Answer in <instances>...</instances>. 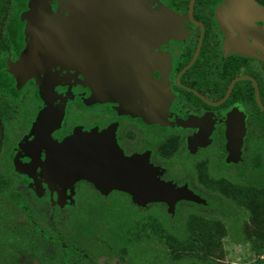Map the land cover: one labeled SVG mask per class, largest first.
Listing matches in <instances>:
<instances>
[{
    "label": "flooded vegetation",
    "instance_id": "af4514ba",
    "mask_svg": "<svg viewBox=\"0 0 264 264\" xmlns=\"http://www.w3.org/2000/svg\"><path fill=\"white\" fill-rule=\"evenodd\" d=\"M31 1L0 0V196L10 200L17 185L42 191L58 229H46L41 214L27 212L35 230L18 232L27 242L12 236L18 246L10 247V264H99L116 254L103 232L96 233L98 241L110 250L71 229L77 219L86 223L73 208L92 205L93 191L101 190L84 180L50 177L46 169L50 150L80 133L108 134L126 157L145 160L158 179L186 187L203 202L176 206L218 207L234 218L242 208L249 222L263 221L261 204L252 208L248 198L264 190V21L253 13L255 5L264 9V0L131 1L150 27L144 36L151 44L138 53H146L149 75L166 88L158 118L153 106L159 97L150 91L128 104L94 102L92 87L74 69L50 65L25 77ZM66 1L44 5L52 15H67ZM25 196L35 197L31 191Z\"/></svg>",
    "mask_w": 264,
    "mask_h": 264
},
{
    "label": "water",
    "instance_id": "95a60500",
    "mask_svg": "<svg viewBox=\"0 0 264 264\" xmlns=\"http://www.w3.org/2000/svg\"><path fill=\"white\" fill-rule=\"evenodd\" d=\"M132 0H67V15H52L44 0H32L25 20L30 29L24 76L32 69L61 65L78 71L92 87L93 101L134 102L140 93L158 95L153 117L165 110V86L155 83L144 66L150 46L144 33L150 28ZM256 20L264 9L255 5ZM148 20V19H147ZM142 29L143 41L139 43ZM106 34V36H104ZM147 41V42H146ZM46 169L50 177L84 180L104 192L119 191L141 204L162 203L174 209L180 201L202 204L186 187L157 178L145 160L126 157L106 133L76 134L53 147Z\"/></svg>",
    "mask_w": 264,
    "mask_h": 264
},
{
    "label": "rangeland",
    "instance_id": "374dc122",
    "mask_svg": "<svg viewBox=\"0 0 264 264\" xmlns=\"http://www.w3.org/2000/svg\"><path fill=\"white\" fill-rule=\"evenodd\" d=\"M28 189L17 185L10 191V200L0 196V264H10V247L18 246L12 244V236L16 242H27L18 232L35 230L27 212L41 214L46 229H58L54 226L57 219L56 223L48 219L51 211L46 194L31 186ZM28 191L35 196L29 201L25 196ZM250 195L239 198L252 200V208L261 204L264 209V190L255 189ZM93 201L90 206L73 208L76 219L86 217V223L77 219L71 229L84 241L93 235L90 243L95 242L96 247L111 249L98 241L96 233L103 232L108 243L112 241L116 254H110V262L102 257L99 264H264V213L262 222H249L250 213L242 208V216L234 218L216 212L218 207L183 203L172 210L98 190L93 191Z\"/></svg>",
    "mask_w": 264,
    "mask_h": 264
}]
</instances>
